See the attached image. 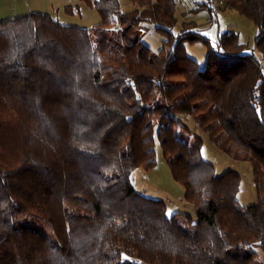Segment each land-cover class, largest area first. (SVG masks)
I'll use <instances>...</instances> for the list:
<instances>
[{
	"label": "trees",
	"instance_id": "trees-1",
	"mask_svg": "<svg viewBox=\"0 0 264 264\" xmlns=\"http://www.w3.org/2000/svg\"><path fill=\"white\" fill-rule=\"evenodd\" d=\"M80 1L98 23L0 19V264H264V0L223 4L255 25L252 45L193 20L175 30L177 0ZM197 42L202 67L186 50ZM201 134L250 162L254 203L202 156ZM158 149L192 213L132 184Z\"/></svg>",
	"mask_w": 264,
	"mask_h": 264
},
{
	"label": "rangeland",
	"instance_id": "rangeland-1",
	"mask_svg": "<svg viewBox=\"0 0 264 264\" xmlns=\"http://www.w3.org/2000/svg\"><path fill=\"white\" fill-rule=\"evenodd\" d=\"M202 1L177 0L175 12L178 17V24L175 30L179 29L182 21L193 20L212 39H215L221 31L230 30L238 33L241 42H248L252 45L253 36L256 32V27L252 21L235 10L230 8L225 10L226 5H222L215 16L210 15L209 11L204 7L197 10L192 9ZM119 2L122 11H129L136 7V4L130 0H119ZM65 7H71L72 12H66ZM0 8L3 9L1 13L3 15L0 16V19L28 12H42L50 14L60 23L84 27H91L100 20L97 11L80 0H0ZM144 28L143 42L154 51L158 50L161 46V36L154 31L153 24H145ZM186 50L189 56L198 61L200 67L204 66L206 54L202 43L188 44L186 45ZM254 52L259 55L258 50L254 49ZM189 119L192 120V118ZM188 124L192 126L190 121ZM193 127L197 128L198 126L193 122ZM201 135L203 137L202 156L214 164L217 173L227 169L236 171L241 178L237 193L239 202L243 205L254 203L257 197L250 162L248 160L233 159L215 146L205 134ZM156 158L157 164L153 168L144 170L142 167H138L131 173L132 184L143 195L162 199L167 206V214L169 215L176 211L192 213L194 207L183 199V187L172 178L170 169L160 149L157 150ZM28 224L46 234L49 238H54L52 229L43 221L29 219ZM258 258L264 259L261 255Z\"/></svg>",
	"mask_w": 264,
	"mask_h": 264
},
{
	"label": "built area",
	"instance_id": "built-area-1",
	"mask_svg": "<svg viewBox=\"0 0 264 264\" xmlns=\"http://www.w3.org/2000/svg\"><path fill=\"white\" fill-rule=\"evenodd\" d=\"M213 16L216 15L217 10L224 4L225 0H205Z\"/></svg>",
	"mask_w": 264,
	"mask_h": 264
},
{
	"label": "crops",
	"instance_id": "crops-1",
	"mask_svg": "<svg viewBox=\"0 0 264 264\" xmlns=\"http://www.w3.org/2000/svg\"><path fill=\"white\" fill-rule=\"evenodd\" d=\"M195 3H198V2H196V1H194ZM205 2V0H203L202 2H200L196 7H194V8H192L193 10H197V9H199V7L202 5V3H204ZM205 8V7H204ZM227 8H229V7H225V10L227 9ZM6 9H7V7H6ZM7 11H8V9H7ZM22 11V10H21ZM3 12V9H1L0 8V16H2L3 14H1ZM8 13V12H7ZM24 13V12H23ZM5 16V15H4ZM197 23V22H196ZM198 24V23H197ZM199 25V24H198Z\"/></svg>",
	"mask_w": 264,
	"mask_h": 264
}]
</instances>
